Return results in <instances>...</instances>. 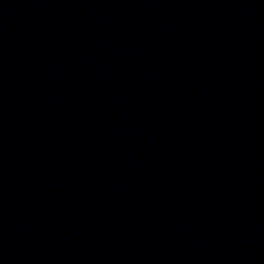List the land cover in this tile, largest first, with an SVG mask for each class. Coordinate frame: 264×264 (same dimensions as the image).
<instances>
[{"label":"water","instance_id":"1","mask_svg":"<svg viewBox=\"0 0 264 264\" xmlns=\"http://www.w3.org/2000/svg\"><path fill=\"white\" fill-rule=\"evenodd\" d=\"M0 264H209L106 0H0Z\"/></svg>","mask_w":264,"mask_h":264}]
</instances>
